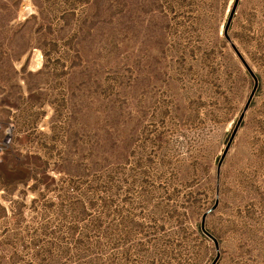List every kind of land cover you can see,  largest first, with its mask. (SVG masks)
I'll return each mask as SVG.
<instances>
[{
    "label": "rangeland",
    "instance_id": "374dc122",
    "mask_svg": "<svg viewBox=\"0 0 264 264\" xmlns=\"http://www.w3.org/2000/svg\"><path fill=\"white\" fill-rule=\"evenodd\" d=\"M0 264H264V0H0Z\"/></svg>",
    "mask_w": 264,
    "mask_h": 264
},
{
    "label": "water",
    "instance_id": "95a60500",
    "mask_svg": "<svg viewBox=\"0 0 264 264\" xmlns=\"http://www.w3.org/2000/svg\"><path fill=\"white\" fill-rule=\"evenodd\" d=\"M229 22H230V19H229ZM257 87V80H256V85H255V88Z\"/></svg>",
    "mask_w": 264,
    "mask_h": 264
}]
</instances>
